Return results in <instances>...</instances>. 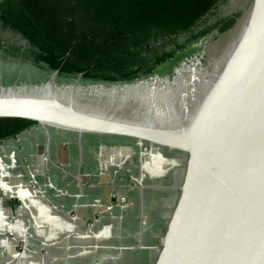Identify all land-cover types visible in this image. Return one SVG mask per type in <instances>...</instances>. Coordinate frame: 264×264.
Segmentation results:
<instances>
[{
    "label": "water",
    "instance_id": "water-1",
    "mask_svg": "<svg viewBox=\"0 0 264 264\" xmlns=\"http://www.w3.org/2000/svg\"><path fill=\"white\" fill-rule=\"evenodd\" d=\"M227 35L132 81H63L59 69L34 81L23 66L10 80L0 66V117L187 153L156 264H264V0Z\"/></svg>",
    "mask_w": 264,
    "mask_h": 264
},
{
    "label": "crops",
    "instance_id": "crops-1",
    "mask_svg": "<svg viewBox=\"0 0 264 264\" xmlns=\"http://www.w3.org/2000/svg\"><path fill=\"white\" fill-rule=\"evenodd\" d=\"M188 155L46 129L0 143V264H156Z\"/></svg>",
    "mask_w": 264,
    "mask_h": 264
},
{
    "label": "trees",
    "instance_id": "trees-1",
    "mask_svg": "<svg viewBox=\"0 0 264 264\" xmlns=\"http://www.w3.org/2000/svg\"><path fill=\"white\" fill-rule=\"evenodd\" d=\"M218 2L0 0V28L10 33L4 45L0 38V57L38 71L41 76H32L34 81L45 80L56 69L59 80L83 73L85 81L106 83L169 72L175 52L167 48L178 44L180 34L188 33L191 40L210 32L207 25L197 35L189 33L206 22ZM17 74L6 72L4 77L11 80ZM36 124L22 117H0V143Z\"/></svg>",
    "mask_w": 264,
    "mask_h": 264
},
{
    "label": "flooded vegetation",
    "instance_id": "flooded-vegetation-1",
    "mask_svg": "<svg viewBox=\"0 0 264 264\" xmlns=\"http://www.w3.org/2000/svg\"><path fill=\"white\" fill-rule=\"evenodd\" d=\"M249 3L250 0H219L212 12L209 15L205 16L206 22H201L199 26L197 25L196 27H194L192 32L190 31L189 33L197 35L199 34V32L204 30L207 25L212 27V30L210 32L198 35L197 38L191 40H188L187 38L188 33H183L177 36L176 38L178 44L173 43L167 48L168 51L175 52V61L170 62L171 66L169 72L172 70V67L179 61L184 58L198 55L202 51V49H206L210 52L221 47L226 39L229 38L226 37L227 33L239 21V18L243 15ZM228 23H232V25L226 31L221 32L220 29ZM9 36V32H5L0 28V38L2 41V45L6 43ZM181 44H184V47L178 48V45ZM0 50H2V48H0ZM0 59L3 58L0 57Z\"/></svg>",
    "mask_w": 264,
    "mask_h": 264
},
{
    "label": "rangeland",
    "instance_id": "rangeland-1",
    "mask_svg": "<svg viewBox=\"0 0 264 264\" xmlns=\"http://www.w3.org/2000/svg\"><path fill=\"white\" fill-rule=\"evenodd\" d=\"M1 70L4 73H11V72H20L21 66L25 67V71H23V76L27 75V71H31L33 77L41 76L38 71H33L32 68L20 65V63H16L10 60L2 59V63H0ZM33 71V72H32Z\"/></svg>",
    "mask_w": 264,
    "mask_h": 264
}]
</instances>
